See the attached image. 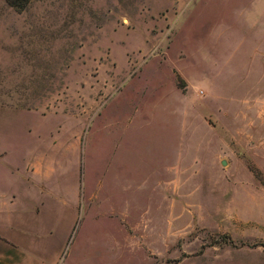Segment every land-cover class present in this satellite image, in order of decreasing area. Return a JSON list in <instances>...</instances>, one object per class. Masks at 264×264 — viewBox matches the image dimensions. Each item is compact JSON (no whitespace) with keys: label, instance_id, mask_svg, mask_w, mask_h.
<instances>
[{"label":"rangeland","instance_id":"rangeland-1","mask_svg":"<svg viewBox=\"0 0 264 264\" xmlns=\"http://www.w3.org/2000/svg\"><path fill=\"white\" fill-rule=\"evenodd\" d=\"M0 264H264V0H0Z\"/></svg>","mask_w":264,"mask_h":264},{"label":"trees","instance_id":"trees-1","mask_svg":"<svg viewBox=\"0 0 264 264\" xmlns=\"http://www.w3.org/2000/svg\"><path fill=\"white\" fill-rule=\"evenodd\" d=\"M28 2V0H9V3L12 7H20L22 5V3Z\"/></svg>","mask_w":264,"mask_h":264},{"label":"water","instance_id":"water-1","mask_svg":"<svg viewBox=\"0 0 264 264\" xmlns=\"http://www.w3.org/2000/svg\"><path fill=\"white\" fill-rule=\"evenodd\" d=\"M222 164H223V165H226V162H223Z\"/></svg>","mask_w":264,"mask_h":264}]
</instances>
